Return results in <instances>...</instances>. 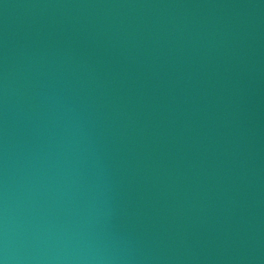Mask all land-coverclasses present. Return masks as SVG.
Instances as JSON below:
<instances>
[{"label":"water","instance_id":"obj_1","mask_svg":"<svg viewBox=\"0 0 264 264\" xmlns=\"http://www.w3.org/2000/svg\"><path fill=\"white\" fill-rule=\"evenodd\" d=\"M0 264H264V0H0Z\"/></svg>","mask_w":264,"mask_h":264}]
</instances>
